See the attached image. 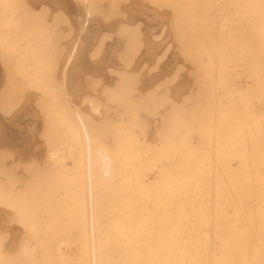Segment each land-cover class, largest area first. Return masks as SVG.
<instances>
[{"label": "rangeland", "instance_id": "374dc122", "mask_svg": "<svg viewBox=\"0 0 264 264\" xmlns=\"http://www.w3.org/2000/svg\"><path fill=\"white\" fill-rule=\"evenodd\" d=\"M8 1L9 0L0 1V3L2 2L1 4L3 5L2 6L0 4L1 5L0 6V78H1L0 79V109H1L0 110V149H1L0 150V157H1L0 158V162H1L0 163V187H1L0 188V201L2 202V205H1V202H0V205L2 207L5 204L4 206H6V209L9 208L7 210L9 215L6 213L7 211L5 212V215H4V212H2L3 214L1 213L0 215V220L2 224V225L0 224V226L2 227L0 228L2 229V231L4 229L8 231L7 235H6V232L4 233L5 230L3 232L0 231V239H1L0 242H3L4 238H6L4 240V246H2L3 248H5L9 242V239H11V235L13 233H15L17 236L22 237L25 234H27V231L25 230L26 228L27 230H29L28 232L31 235L33 234L32 231H38V233L48 232L49 233L48 237L45 236L44 235L45 233H44L42 240H46L45 241L47 242L45 244L46 246H48L49 244L51 245L52 243L51 246L53 248H50V246L48 247V249H51V250L55 249L56 246L58 247L59 245L62 244V243L60 244L59 242L63 241V244H64L65 240L67 241L72 240L74 241L72 242L73 244L75 243L77 239L76 243H78L79 246H75L74 244L73 245L79 248H74V246L71 245L73 248L71 249L70 248L71 246L69 245L70 247L68 248H70L73 251L75 249L76 251L74 253L71 252L72 253L71 254L70 253L71 250L67 248L69 250L68 251L69 253L67 251H65V253L68 254V256L64 253L65 255L63 256V258L62 259L59 258L62 261L61 262L59 261V262L61 264H82V258L79 253L80 252L79 249L83 247L81 245H84V243L86 242L85 241V239L87 238L86 234H88L87 232L84 233V231L88 229V228L86 229L84 228L86 227L85 226L86 222L84 219L87 218L88 213L86 211L87 210L85 206L86 204L85 205L83 204L85 203V201H87L86 199H84L86 198L85 197L86 195L84 196V193L86 191L84 192L83 190L85 188L84 185H86L85 181H86V176H87L85 170L88 169L87 162H90V160L88 161V159L91 157L90 158L91 159L90 168L93 169L94 176L95 175L97 176L96 170L101 169L103 167L101 166L102 157H99V156L104 155L103 153L110 156V158L108 156V161L109 159L111 160L109 161V163L111 164L110 168L112 167L113 168H119V167L131 168L130 165L135 167L134 164H138L139 162L144 164V167H151V166L145 165L147 161H148L147 164H149L155 161L157 162L160 160L161 161L167 160L168 158L164 159L165 157L161 155V153L162 152H164V154L166 153L169 154V153H174V152L179 153V150L181 149L180 146L182 145L179 146L175 143L176 145L174 146V143H171V145L168 143L164 147L166 149L165 151V149L161 147L162 145L161 146L159 145L160 143L158 142L160 141L157 140L156 142H154L151 139L152 137H151L150 131L157 128V126L159 125V127H161V130H162V133H160L161 136L165 138H167L168 136L169 137L180 136L181 135L180 133H182V130L184 128L183 125L186 124L185 121L187 122V117H185L183 114L185 109L181 108L183 107L182 104H184L185 106L188 107V109L186 108L189 112L187 114L190 115V116L188 115L189 116L188 120L190 119L192 121H196L198 119L197 118L198 115H203V116H206L209 122L212 124V121L215 119L213 118L214 112H215V117L217 115L216 118H219L220 112L218 111L224 110V113L228 112L227 114L229 116L227 114L226 115L224 114L225 116H227V118L229 117L228 122H225L224 119H222L221 120L222 124L219 130L218 128L216 130L215 128H213L212 130H214L213 131L214 134L211 131V133L213 134V135H210L211 139H212V136H216L217 131H218V134H220L219 135L220 138L218 137L220 141L215 140L217 142L215 141L213 142L217 144V145L214 144L213 150L210 147L208 148L207 151L208 153H210L211 151V157H208L206 159L215 160L214 154L217 153L216 147H218L219 146L218 143L221 144V142L224 141V140L222 141V139L225 138L224 136L225 132H224L223 126L227 123H230V121L238 123L239 121L242 120L243 113L246 111L245 106H247L245 105V103H248V100L245 95V90H243L242 88L244 87L245 89L246 87L245 82L243 81L244 80L243 75L240 74L234 77V76H231L232 74L230 75L228 70H225L226 52L225 51L219 52L215 50V52L219 53V54L217 53H214V54L215 55L217 54V60L218 58H220V60H218L217 62L220 66H218V64L216 63V59H215L216 57L213 59L214 57L213 53H210L209 55V52L212 51L211 49H213L212 45L214 43H218V41H221L222 43L224 42V47L228 46V43H230V46H231V43L234 40H235L234 44H239V42L241 41V28H239L234 23L230 25V21L227 20L228 18L226 16V13L225 15H223L224 14L223 12H218V13L217 11L210 12L211 10L195 11L196 10L195 8H194L195 10L193 11L192 9H189L188 6L190 5V3H192V0H132V1L131 0L130 1L129 0H79L81 3L78 0H58V1L57 0H40L36 4L35 8L31 7L32 9H29V6L31 5L29 6L26 5V2H27L26 0H21V1L12 0L13 2L10 0L11 3L9 1L7 5ZM84 1H86L85 5L82 4ZM75 6L76 8H74ZM84 6H87V8ZM54 9H58V11L56 10L54 12ZM32 10L36 11L37 13ZM75 10L79 11L78 19L76 20L78 25L74 23V19H73V16L75 15V12H76ZM108 13L110 16H108ZM219 13H222V14H219ZM111 14H114V15H111ZM125 14L127 15L125 16ZM40 15H43V16H40ZM199 15L203 17H200ZM87 16L88 17L90 16L91 23L95 22L97 26L99 25L98 26L99 28L98 37L95 39L93 43L91 44L86 43L87 36L90 32L89 31L90 29L88 28L85 29L82 35L83 39L80 42L81 47L86 48L84 56L81 55L79 50L76 51L75 53L76 56L72 59L71 64H70L71 66L69 68L70 72H72L73 70H76L75 71L76 79H74L75 77H72V76L71 78L67 77V80H66L67 83L65 81V86H64L59 76H60L61 64L67 58L69 48H70L69 46H66V45L71 44L70 42H72L76 33L80 31V26H81L80 24L83 23V21L85 20ZM128 18L129 19L131 18V19L128 20ZM34 19L37 22H35ZM126 20L128 23L126 22ZM134 23H136L135 24L136 26L134 25ZM228 23L230 26H227ZM133 27H135V29ZM229 29L230 31H228ZM131 31L134 34H131L130 33ZM106 34H108L109 36ZM34 35L35 36L37 35V36L35 37ZM102 35L103 37H106V38L102 37L103 39H106V40L104 41L101 40L102 38L100 37ZM157 37H158V40L156 39ZM230 37L232 41H229ZM127 43L128 45H125ZM151 43L154 44L155 46L157 44V47H158V48L156 47V51L152 54V56L146 55V52H145V50L147 49V45H150ZM125 48L127 49L125 50ZM112 49H114L115 52ZM107 50H112L113 52L112 58L114 59L112 60L115 61V65L113 64L114 62H112L110 66L114 68L115 70L110 67L111 70L109 68H105L106 70L104 69L101 72H92L90 69H92L96 65L99 66L103 64L102 61L104 57L108 54ZM129 50L130 52L128 53ZM82 61L83 63L86 62L87 64L86 68H84L83 70H81V67H79L80 64H83ZM143 61L145 62L142 63ZM125 62L126 63L128 62L127 63L128 65H126ZM221 63L223 64V66ZM135 64H137V66ZM136 67L137 69H134ZM219 67H220V70H219ZM153 69L154 71H152ZM113 70L115 71V74ZM117 72L119 74H117ZM150 72L151 74H149ZM96 73L98 75H96ZM89 74H91L93 78L91 76L85 77ZM137 74L139 75L136 76ZM97 76H100V77L97 78ZM162 76H165V77H163L162 79ZM172 76H175V78L174 77L172 78ZM130 77H131V80H130ZM133 77H135L136 79ZM186 77H188V79H186ZM71 79H72V82H71ZM152 79H153V82H152ZM156 79L157 80L160 79V80L157 81ZM73 81L75 82L73 83ZM214 81L216 83H213ZM154 82H156L157 85ZM178 82L180 83L186 82V84L184 83V85L186 86V90L188 89L187 93L183 95L185 96L184 99L180 101V102L182 101L184 102L182 104L179 103V101H177L178 97H176L174 93L175 88H176L175 86L178 85ZM198 82H202V83L205 82V83L202 85L201 84L196 85ZM116 83L120 84V86L117 85ZM148 83L150 85L151 83H154L155 85L153 86V88H152L153 84L150 87H148L149 85ZM163 83L165 84L163 85ZM206 83H210V84H206ZM222 83L224 84L222 85ZM239 83H241L239 87L241 85L243 86H241L239 90H237L239 92H236L235 84H237L236 85L237 87ZM214 84H219L223 87L221 88V86L219 87V85L214 86ZM139 85L141 87H139ZM110 86H113V87H110ZM157 86L161 88H158ZM188 86L189 88H187ZM213 86L214 88L215 87L217 88V89L215 88L216 96H214L215 94L213 92L214 91ZM156 87H157V90H156ZM199 87L201 88L199 89ZM225 87H226L225 89L226 91L224 92L223 90ZM114 88H117L118 90ZM231 88L232 89L234 88L235 91L233 92ZM241 88L243 91L241 90ZM80 89L83 91H80ZM112 89L114 90L112 91ZM108 90L110 91L108 92ZM150 90L151 91L153 90L154 93L153 92L151 93ZM220 90L223 92H221ZM231 90L233 93H231ZM171 92L174 93L176 99L174 98L173 93ZM223 93H226V95ZM236 93L238 95H236ZM197 94H198V97H197ZM222 94L224 97H221ZM111 95L112 97L110 99ZM218 95H219L218 97L219 100L217 98V100L215 101V103L216 102L217 103L215 104L214 100L216 99L215 97H217ZM72 98L74 100H72ZM84 98L88 100L86 101ZM232 98L234 100H232ZM194 100L196 102H194ZM68 101H73L75 105L73 103L70 104L71 102H68ZM221 102L222 104H220ZM233 103H236L235 104L236 106ZM99 104H101V107ZM71 105H73V109L77 110L76 111L77 114L75 110L71 108L72 107ZM92 105H93V108H92ZM214 105L216 106L214 107ZM222 107L224 108L222 109ZM231 107L234 112L236 111L235 113L232 110H230ZM214 108H215V111H214ZM228 108L230 109L228 110ZM95 109L97 112H94ZM201 110H202V113H201ZM2 111H3V114H2ZM72 111H73V114L71 113ZM86 112H87V115L85 114ZM88 114L92 119L90 117H89L90 119L88 117L85 118V116H88ZM180 114L181 116H179ZM221 114H223V112ZM71 115H74V116H71ZM77 115H81L80 117L83 119V121H85L84 124L86 126V130L88 131V135L90 136L89 140L92 139L91 141L88 140L89 141L88 143L91 144V146H89L90 152H87L89 151L87 150V147H86L88 143H87V140L84 139L85 136L83 135V132L80 129L81 127L79 125H78L79 127L78 126L75 127L76 126L75 124H79V120L78 118H76L78 117ZM92 115L94 116L92 117ZM155 115L157 116L155 117L156 120L153 119L154 118L153 116ZM224 115H221L219 119H221L222 117L224 118L225 117ZM235 115L236 116L238 115V116L236 117ZM183 117L186 120H184ZM227 118L225 117V120H227ZM86 119L90 121L88 122ZM98 120L103 121L104 122V123L102 122L103 124L106 123L105 125H108L110 123L108 126H104V125H103L104 127L102 126L103 129H105V127L106 129H108L107 127H109L110 130L108 129L106 130V132H104L105 130L100 128L102 124L100 125V121ZM74 121H75V124L73 125ZM87 126L89 127V129ZM142 126L144 127L142 128ZM91 127H94V129ZM171 128L172 130H170ZM178 128H180V130ZM107 132L108 134L105 135L104 133H107ZM8 133H9V136L7 137ZM34 134H35V137H34ZM131 134L135 137H133ZM19 137L21 138L23 137L22 138L24 142L23 145L24 144L27 145L29 147L28 149L22 148V145L18 140ZM149 138L151 139L150 141L147 140ZM214 138L217 139V137H213V140ZM34 139L35 141H33ZM116 139L118 140L116 141ZM25 140H27V142H25ZM32 141L34 142V144H32L33 143ZM206 144H208V146H211L212 142L211 141L206 142ZM30 146H31V149H30ZM92 146L94 149H92ZM131 146L134 148V150ZM156 146H158L159 148L158 147L157 149L154 148ZM177 146L179 147V150ZM221 146H223V144H221ZM57 147L59 149H57ZM149 147L154 148L152 149L154 151L148 150ZM238 148L239 147L236 148L237 149L236 150L237 152L235 153L236 155L238 151L240 152L242 150L240 149L242 147L239 148L240 150ZM72 149L73 151H71ZM27 150L28 152H31V153H27L26 152ZM197 150H193V151H196L195 154L196 153L198 154L201 151L199 150L198 152ZM222 150L224 151L223 147H222ZM34 151L36 152V154ZM64 151L65 153L68 151L66 153L67 155L64 153ZM212 151H215L216 153L215 152L212 153ZM221 151L220 153H222ZM225 151H227L226 147H225ZM22 152L24 154L26 153V158L25 156H23V154L21 155ZM69 152H70V155H68ZM150 152L153 153L152 157H150L151 156ZM158 152H160V154ZM180 152L181 154L182 152L183 154L187 153L186 151H183V149L182 151L180 150ZM88 153H90L91 155L87 159V157L89 156ZM146 154L148 155V157H146L147 156ZM156 154L158 155L156 156ZM52 155L54 156L52 157ZM239 156L241 157V152L240 154H238L237 158L239 160L242 159ZM34 157L35 159H32ZM160 157L163 160L160 159ZM46 158H48V160ZM154 158H156L157 160H154ZM26 159L28 161H26ZM4 160H6V162ZM44 161L47 163L45 164ZM123 162L127 164V166L124 165ZM114 164L116 165L114 166ZM10 166H11V169H9ZM1 169L2 170L4 169V170L2 171ZM19 171H22V172H19ZM13 176L14 178H12ZM40 176L42 178H40ZM15 177L17 178L15 179ZM24 179L27 182H25ZM17 203H18V206H17ZM20 208L21 210H19ZM29 211L32 214L29 213ZM2 216H4L3 218L5 219H3ZM22 220L25 224L27 223L26 225L29 228L26 227V225L24 224H23L24 226L22 225ZM20 222H21V226L25 228L22 229V227L18 226L17 227L18 230H17L16 225H19ZM13 229H14V232H13ZM22 230L25 231V232L23 231L24 235H23ZM15 231L18 233H16ZM70 231L71 233L74 232L72 233L73 236L75 234L74 237L72 235H69ZM65 232H69V234H64ZM9 233H11V235ZM20 233H22V236ZM38 233L35 232L33 235L37 237ZM58 233H60V235L56 236ZM50 234L51 236L55 234L54 237L52 236L53 239L51 238ZM76 234L78 236L80 235L81 237L79 238L78 236H76ZM65 235L66 237H64ZM68 235L71 236L70 237L71 240L68 238L69 237ZM83 235H84V239H83ZM34 236H32V239H34ZM45 237L47 238L45 239ZM41 238L39 239L40 240L39 243H41L42 241ZM57 238H59V240ZM29 239H30L29 240L30 243L32 241L33 242L35 241V239L34 240H32L31 238ZM37 239L36 241H38ZM36 241L34 242V244L37 243ZM53 241H55L56 243ZM48 242L50 243L48 244ZM42 243L44 244V241H42ZM53 243L55 244L53 245ZM43 244H39V245L42 246ZM66 244H69V242H67ZM66 244L62 246H65ZM46 246H44L45 247L43 248L44 250L47 249ZM6 249L8 250L7 247L4 250L2 249L1 250L5 251ZM31 249H35V248H31ZM37 249L41 251L42 248L41 249L37 248ZM1 252H0V255H1L0 258L1 257L5 258V255L8 254L6 253L7 251L4 252L5 254ZM71 256H74L75 259L74 257H71ZM6 260H10L7 262L9 263L13 262V264H15L13 259L7 258Z\"/></svg>", "mask_w": 264, "mask_h": 264}, {"label": "bare ground", "instance_id": "6f19581e", "mask_svg": "<svg viewBox=\"0 0 264 264\" xmlns=\"http://www.w3.org/2000/svg\"><path fill=\"white\" fill-rule=\"evenodd\" d=\"M9 1L7 2V5L9 3ZM11 1H10V3H11ZM26 1L25 2H26L27 6L31 5V6H29V9H32L31 7L35 8L36 4L40 0H26ZM85 2L86 1H84L82 4L85 5ZM88 6H90V5H88ZM84 7L87 8V6H84ZM137 7H139V6H137ZM188 7H189V9H192L193 11L196 9L195 11L211 10L210 12H212V11L213 12L217 11V13L223 12L224 13L223 15H225V13H226V16L228 18L227 20L230 21V25H232L234 23L239 28H241V41L240 42L238 41L239 44H234V41H235L234 40L231 43V46H230V43H228V46L224 47V42L222 43L221 41L217 40L218 43H214L212 45L213 49H211L212 51L209 52V55H210V53H213V56H214L213 59L216 57L215 59H216V63H217L218 60H220V58H218V60H217V54H219V53L215 52V50L219 51V52L225 51L226 52L225 70H228L230 75L232 74L231 76H234V77L238 76L240 74L243 75V77H244L243 81L245 82L246 87H245V89H244V87H242V88H243V90H245V95H246L247 100H248V103H245V105H247V106H245L246 111L245 112L243 111L244 113L242 116V120L240 118L241 121H239L238 123L230 121V123H227L223 126L224 132H225V135H224L225 138L222 139V141L223 140L224 141L221 142V144H223V146H221V144L218 143L219 146L216 147L217 153L215 151H212V153H214V152L216 153V154H214L215 160H211V159L207 160L206 158L211 157V151H210V153H208V151H207L208 148L210 147L213 150V147L215 144L213 142L215 140L220 141L219 140L220 134H218V131H217L216 136H212V139H211L210 135L214 134L213 133L214 130H212V129L215 128V130H216L218 128V130H219V128L222 124V121H221L222 119H224L225 122H228L229 117L227 118V116H225L228 112L224 113V110L218 111V112H220L219 118L221 115H224V114H225L224 116L227 118V120H225V117L224 118L222 117L221 119H219V118H216L217 115L215 117V112H214L215 108H214V111H213L214 117L213 116H211V117L215 118L216 120L214 119L215 121L213 120L214 122L212 121V124L209 122L207 117L203 116V115H198V117H197L198 119L196 121H192L190 119L188 120V117L190 116L189 114H187V113H189L187 110L188 107L185 106L184 104H182V103H184L183 101L180 102L185 97L183 95H185L187 93L188 89L186 90V86L184 85V83L186 84L187 81L182 82V83L178 82V85L175 86L176 87L175 92L174 91L173 92L175 93L176 97H178L177 101H179V103H181L183 105V107H181V108L185 109L183 114L185 117H187V122L185 121L186 124L184 123L185 125H183L184 128L182 130V133H180L181 135L177 136V137L176 136H171V137L168 136L167 138H165V137L160 135V133H162V130H161V127H159V125L157 126V128L150 131V133H151V137H152L151 139L154 142H156L157 140L160 141L158 143H160L159 144L160 146L162 145L161 146L162 148H164L166 146V144H168V143L170 145H171V143H174V146L176 144L179 146L182 145V146H180L181 147L180 150L182 151V149H183V151H186L187 153L183 154V152H182V154H181L179 147L177 146L179 153H175V152L169 153V154H167V153L164 154V152H162L163 154L161 153V155H163L165 157L164 159L168 158L165 161L160 160L157 162L155 161L153 163L147 164V162H148L147 161L148 159H147L146 160L147 162L145 165L151 166V167H144V164H142L138 161L139 162L138 164H134L135 167L130 165L131 168H124V167L122 168V167H119L120 165L118 166L119 168H113L112 166H111L112 168H110L111 164L109 163V161H111V160L109 159V161H108L109 155H106L105 153H103L104 155L99 156V157H102L101 166H103V167L101 169L96 170L97 176L93 175V169L90 168V166H91L90 155L91 154L88 153L89 156L87 157V159L90 157L88 159V161L90 160V162H87L88 163V166H87L88 169L85 170L86 174H87L86 181H85L86 185H84L85 188L83 190L84 192L86 191L85 192L86 194L84 193V196L86 195L85 196L86 198H84V199H86L87 201L84 200L85 203H83V204L84 205L86 204L85 205L86 209H87L86 211H87L89 216L87 215V218L84 219L86 222L85 223L86 227H84V228L85 229L88 228V229H86V231H84V233L85 232L88 233V234H86L87 235V238L85 239L86 242L85 243L82 242V243H84V245H81L83 247L81 249H79L80 250L79 253H80L81 258H82V264H264V0H192V3H190V5ZM52 8H53V6H52ZM74 8H76V6ZM34 10H36V9H34ZM34 10H32V11H34ZM56 10L58 11V9H54V12ZM75 11L76 12H75V15L73 16V19H74V23L77 24L76 20L78 19L79 11L78 10H75ZM111 11H112V9H111ZM34 12H36V11H34ZM109 13H108V16H110ZM200 14H202V13H200ZM219 14H222V13H219ZM52 15H54V14H52ZM111 15H114V14H111ZM126 15L127 14H125V16ZM40 16H43V15H40ZM199 16L203 17L201 15H199ZM130 19L128 18V20H130ZM104 20H105V18H104ZM135 21H136V19H135ZM35 22H37V21L35 20ZM126 22H127V20H126ZM135 24L136 23H134V25ZM80 25H81L80 31H78L76 33L72 42H70L71 46L66 45V46L70 47L69 52H68V56L61 64L59 78L63 82L64 86H65V81L67 80V77L71 78V76H72V77H75L74 79H76V74H75L76 70H73L72 72H70L69 68L71 66L70 64H71L72 59L76 56V54H75L76 51L79 50L81 55L84 56L86 48L81 47L80 42L83 39L82 35H83L85 29L86 28L90 29L89 30L90 32L87 36V40H86L87 42L86 43L91 44L98 37V33H99L98 26L99 25L97 26L95 22L91 23L90 22V16L89 17L87 16L85 18V20L83 21V23ZM134 25H132V26H134ZM172 25H173V23H172ZM230 25L228 23L227 26H230ZM100 27H102V26H100ZM110 27H112V26H110ZM133 28L135 29V27H133ZM133 28H132V30H133ZM228 31H230V29ZM130 33L134 34V33H132V31ZM103 35L100 38H102ZM106 35H108V34H106ZM234 35H236V34H234ZM103 38H106V37H103ZM103 38L101 40H103V41L106 40ZM130 38H131V36H130ZM234 38H236V37H234ZM127 39H128V37H127ZM156 39L158 40V37ZM103 41H102V43H103ZM226 41H227V39H226ZM229 41H232L231 37H230ZM39 42H40V40H39ZM65 42H66V40H65ZM113 44H114V42H113ZM168 44H170V43H168ZM125 45H128V43ZM156 47H157V44H156V46L152 43L150 45H147L148 50L147 49H146L147 51L145 50L146 55L152 56V54L156 51ZM214 47H215V49H214ZM229 48H230V50H229ZM114 49H112V50H114ZM126 49L127 48H125V50ZM112 50H107L108 54L104 57V59L102 61L103 64H101L99 66L96 65L95 67H93L90 70L92 72H101L105 68L110 69V67H111L110 65L112 64V62H114L113 64L115 65V61L112 60V59H114V58H112V54H113ZM114 52H115V50H114ZM129 52H130V50L128 51V53ZM214 53H217V54L215 55ZM160 58H162V57H160ZM145 61H143L142 63H144ZM82 63H83V61H82ZM127 63H126V65H128ZM123 64H124V62H123ZM86 65L87 64L85 62L83 64H80L79 67H81V70H83L84 68H86ZM135 65L137 66V64H135ZM218 66H220V65L218 64ZM222 66H223V64H222ZM168 68H169V66H168ZM112 69H114V68H112ZM134 69H137V67ZM219 70H220V67H219ZM131 71H132V69H131ZM152 71H154V69ZM231 71H232V73H231ZM93 74H95V73H93ZM114 74H115V71H114ZM117 74H119V73L117 72ZM125 74H126V72H125ZM149 74H151V72ZM96 75H98V74L96 73ZM124 75H123V77H124ZM138 75L139 74H137L136 76H138ZM88 76L90 77L91 74H89L85 77H88ZM100 76H97V78ZM91 77L93 78V76H91ZM105 77H107V76H105ZM128 77H129V75H128ZM163 77H165V76H162V79H163ZM173 77L175 78V76H172V78ZM133 78H135V77H133ZM160 79H158V80H160ZM176 79H175V81H176ZM186 79H188V77H186ZM231 79H232V77H231ZM130 80H131V77H130ZM132 81H134V80H132ZM68 82H69V80H68ZM71 82H72V79H71ZM74 82L75 81H73V83ZM152 82H153V79H152ZM207 82H208V80H207ZM66 83H67V81H66ZM154 83H156V82H154ZM154 83H151V85L153 84L152 88L155 85ZM188 83H187V85H188ZM204 83L205 82H203V83L198 82L196 85H198V84L202 85ZM213 83H216V82L214 81ZM105 84H107V83H105ZM164 84L165 83H163V85ZM206 84H210V83H206ZM219 84H214V86H216V85L218 86ZM223 84L224 83H222V85ZM240 84L241 83H239L237 86L238 89L236 87L237 84H235L236 92H239L237 90H239V88L241 86H243V85H241L239 87ZM117 85L120 86V84H117ZM151 85L149 84L148 87H150ZM156 85H157V83H156ZM2 86H4V85H2ZM2 86H1V88H2ZM103 86H104V84H103ZM114 86H115V84H114ZM214 86H213V90H214L213 92L215 94L214 96H216L215 92H216L217 88L215 87L216 88L215 89ZM220 86L221 85H219V87ZM110 87H113V86H110ZM139 87H141V86L139 85ZM157 87L161 88L159 86H157ZM157 87H156V90H157ZM222 87L223 86H221V88ZM187 88H189V86ZM200 88L201 87H199V89ZM242 88H241V90H242ZM114 89H117V88H114ZM114 89H112V91ZM148 89H150V88H148ZM225 89H226V87L223 90L224 92L226 91ZM232 90H233V92L235 91L234 88ZM232 90H231V93H233ZM1 91H2V89H1ZM80 91H83V90L80 89ZM109 91L110 90H108V92ZM223 91H221V92H223ZM152 92H153V90L151 91V93ZM173 92H171V93H173ZM198 92H200V91H198ZM36 93H38V92H36ZM39 93H40V91H39ZM174 93H173V96L176 99ZM223 94L226 95V93H223ZM223 94L221 97H224ZM236 95H238V94L236 93ZM93 96H94V94H93ZM212 96H213V94H212ZM227 96H229V95H227ZM111 97H112V95L110 96V99H111ZM114 97H115V95H114ZM152 97H153V95H152ZM190 97H191V95H190ZM197 97H198V94H197ZM218 97H219V95L217 97H215L216 99L214 100V103ZM246 97H245V99H246ZM84 99L86 101L88 100L86 98H84ZM146 99H148V98H146ZM72 100H74V99L72 98ZM114 100H115V98H114ZM160 100H162V99H160ZM218 100H219V98H218ZM232 100H234V99L232 98ZM68 102H71L70 104L73 103V101H68ZM194 102H196V101L194 100ZM197 102H198V100H197ZM212 102H213V100H212ZM242 103H243V101H242ZM73 104L75 105V103H73ZM220 104H222V102ZM229 104H231V103H229ZM233 104L235 105L236 103H233ZM83 105H84V103H83ZM99 105L101 107V104H99ZM182 105H180V106H182ZM227 105H228V103H227ZM239 105H240V103H239ZM18 106H19V104H18ZM71 106L70 107L73 109V105H71ZM215 106L216 105H214V107ZM153 107H154V105H153ZM92 108H93V105H92ZM196 108H198V107H196ZM223 108L224 107H222V109ZM72 109H70V110H72ZM158 109H159V107H158ZM226 109H227V107H226ZM229 109L230 108H228V110ZM73 110H75V112L77 111L76 109H73ZM230 110L233 111L232 107ZM195 111H197V110H195ZM94 112H97L96 109ZM222 112H223V114H221ZM71 113L73 114V111ZM175 113H176V111H175ZM201 113H202V110H201ZM2 114H3V111H2ZM76 114H77V112H76ZM85 114L87 115V112ZM229 114H230V112H229ZM94 115H92V117ZM156 115L153 116L154 120H156L155 119V117H157ZM71 116H74V115H71ZM77 116L78 117H76V118H78L79 124H75V121H74V123L73 122L72 123H73V125L74 124L76 125L75 127H77L78 125L81 127L80 129L82 130L83 135L85 136L84 139H86L87 143H88L92 139L89 140L90 136L88 135V131L86 130V126L84 124L85 121H83V119L80 117L81 115H77ZM179 116H181V114ZM82 117H84V116H82ZM86 117L89 118L90 117L89 114H88V116H85V118ZM99 117H101V116H99ZM184 120H186V119L184 118ZM98 121H100V125L102 124L101 127L99 125L100 128H102L103 125L108 126L110 124V123L108 125H105L106 123L103 124L104 119H103V121H101V120H98ZM235 121H237V120H235ZM95 124H96V122H95ZM181 124H182V122H181ZM155 126H156V124H155ZM143 127L144 126H142V128ZM91 128L94 129V127H91ZM107 128L109 129V127H107ZM88 129H89V127H88ZM93 129H92V131H93ZM108 129H106V127H105V129H103V130H105L104 132H106V130H108ZM163 129H164V127H163ZM178 129L180 130V128H178ZM98 130H100V129H98ZM121 130H122V128H121ZM170 130H172V128ZM13 131H14V129H13ZM16 131H17V129H16ZM211 131L213 134L211 133ZM169 132H171V131H169ZM104 134L107 135L108 132L104 133ZM145 134H146V132H145ZM8 136H9V133H8L7 137ZM34 137H35V134H34ZM80 137H81V135H80ZM133 137H135V136H133ZM213 137H217V139L214 138V140H213ZM22 138L21 137L18 138L19 142L22 145V148L28 149L29 147L27 145H25V144L23 145L24 142H23ZM151 139L149 138L147 140L150 141ZM117 140L118 139H116V141ZM33 141H35V139ZM210 141L212 142V145L208 146V144H206V142H210ZM25 142H27V140H25ZM215 142H217V141H215ZM32 144H34V142ZM89 144L90 143H88L86 146L87 150L90 149L89 146H91V144L90 145ZM131 145H133V144H131ZM155 145H157V144H155ZM215 145H217V144H215ZM93 146H92V149H94ZM142 146H143V144H142ZM147 146H146V148H147ZM158 146H156L154 148L157 149ZM71 147H72V145H71ZM177 147H176V149H177ZM222 147H223L224 151L222 150ZM225 147L227 148V151H225ZM237 147H239V148L242 147V148H240V149H242L240 151L241 157L239 156L242 159H240V160L237 158L238 154H240V152L238 151L237 155L235 154L237 152L236 151ZM95 148H97V147H95ZM154 148L149 147L148 150L154 151V150H152ZM4 149H5V147H4ZM19 149H21V148H19ZM30 149H31V146H30ZM57 149H59V148L57 147ZM68 149H70V148H68ZM197 149H199L201 151H200V153L195 154L196 151H193V150H197ZM219 149H220V151L222 150L221 151L222 153H220ZM64 150H65V148H64ZM133 150H134V148H133ZM199 150H197V151L199 152ZM214 150H215V148H214ZM71 151H73V149ZM110 151H111V149H110ZM165 151H166V149H165ZM167 151H168V149H167ZM26 152L31 153V152H28V150ZM58 152H59V150H58ZM70 152L68 155H70ZM87 152H90V150ZM64 153H65V151H64ZM95 153H96V151H95ZM142 153H144V152H142ZM158 153L160 154V152H158ZM22 154L26 158V153L24 154L22 152L21 155ZM35 154H36V152H35ZM150 154H151L150 157H152L153 153L150 152ZM148 155H149V153H148ZM148 155L146 157H148ZM157 155L158 154H156V156ZM45 156H47V155H45ZM53 156L54 155H52V157ZM132 156H133V154H132ZM22 158H24V157H22ZM109 158H110V156H109ZM120 158H122V157H120ZM32 159H35V157ZM46 159L48 160V158H46ZM139 159H140V157H139ZM160 159H162V158L160 157ZM44 160H45V158H44ZM149 160H150V158H149ZM154 160H157V159L154 158ZM158 160H159V158H158ZM4 161L6 162V160H4ZM22 161H24V160H22ZM26 161H28V160L26 159ZM69 161H70V159H69ZM151 161H152V159H151ZM46 163L47 162H45V164ZM123 164L127 166V164H125L124 162H123ZM115 165L116 164H114V166ZM1 168H2V166H1ZM9 169H11V166ZM15 170H16V168H15ZM28 170H29V168H28ZM19 172H22V171H19ZM28 174H30V173H28ZM62 174H64V173H62ZM12 178H14V176ZM16 178L17 177H15V179ZM40 178H42V177L40 176ZM24 181H25V179H24ZM25 182H27V181H25ZM29 182H31V181H29ZM56 188H58V187H56ZM5 190H6V188H5ZM1 205H2V202H1ZM1 205H0V215L2 212H4V215H5V212L9 208L6 209V206H4L5 204L2 207H1ZM17 206H18V203H17ZM19 210H21V208ZM6 213L8 214V211ZM29 213H31V212L29 211ZM3 217L4 216H2V218ZM10 217H11V215H10ZM3 219H5V218H3ZM6 219H8V218H6ZM86 219H87V221H86ZM0 224H1V220H0ZM23 224L26 225L27 223L25 224L22 220V225ZM18 226L22 227L21 222L19 225H16V228ZM4 227H3V229H4ZM26 227H28V226L26 225ZM1 228H0V231H2ZM24 228L22 227V229H24ZM4 230H3L4 233L6 232V235H7L8 231L6 229H4ZM17 230H18V228H17ZM25 230L27 231V234H25V235H24L25 231L22 230V232L24 231L23 232L24 236H22V233H20L23 238L20 236H17L15 233H13L12 235H11V233H9L11 235V239H9V242L6 246L8 248V250L6 249L5 251H2L6 248V247L5 248L2 247V246H4V240L6 238H4L3 242H0V244H1L0 248L2 249V250L0 249V252L2 251L1 253H4L7 251L6 253H8L7 255H5V258H2V257H1L2 259L0 258V264H13V262H10V263L7 262V261H10V260H6L7 258L13 259L15 264H61L60 262L62 260H60L59 258H61V259L63 258V256L66 254L65 251L68 252L69 251L68 249H70V248L73 249L71 246L73 244L75 246H79L78 243H76V241H77L76 238H75L76 239L75 243L77 245L75 243L72 244V242H74V241L71 240V238H70L71 236H69V235L73 236L72 233H74V232L71 233V231H70V234H69V232L64 233V234H69L68 238L71 240V241L65 240V241L69 242V244H66L67 242L64 241V244H66L68 246H66V245L62 246V245H64L63 241H62V242H59L60 244L62 243L61 245L58 244L59 246L57 247L56 246L57 244H56L55 245L56 248L51 250V249H48V247L50 246V248H53L51 246L52 243L50 245L49 244L50 242H48L49 245L46 246L45 245L47 243V242H45L46 240H42L44 235L48 237V235H49L48 232L47 233L44 232L45 233L44 234L43 232L38 233V231H32L33 234L35 232L38 233L37 237H35L33 234L31 235L28 232L29 230H27V228ZM19 231H20V229H19ZM13 232H14V229H13ZM16 233H18V232H16ZM81 233H82V231H81ZM81 233H79V234H81ZM28 234H30V235H28ZM39 234L42 238L39 236ZM54 235H52V236L54 237ZM58 235H60V233H58L56 236H58ZM27 236H28V238H27ZM32 236H34L35 241L39 236V238L37 239L38 241H36L37 243L34 244L35 241L34 242L32 241V240H34V239H32ZM50 236H51V234H50ZM52 236H51V238H52ZM74 236H75V234H74ZM76 236H78V235L76 234ZM47 237H45V239ZM61 237H63V236H61ZM64 237H66V235ZM78 237L80 238L81 236L79 235ZM29 238L32 239L31 243L29 241L30 240ZM40 238L42 241H44V244L42 243V241H41V243H39ZM68 238H66V239H68ZM54 239H56V238H54ZM57 239L59 240V238H57ZM83 239H84V235H83ZM0 241H1V239H0ZM6 241H8V240H6ZM55 241H53V242H55ZM2 243H3V245H2ZM55 243H53V245ZM36 244H38V245H36ZM39 244H43L42 245L43 247L40 246ZM32 245H33V247H32ZM44 246H46L47 249L44 250L43 249V248H45ZM75 246H74V248H79V247H75ZM68 247H70V248H68ZM31 248H35V249H31ZM37 248H40V249L42 248V249L40 251ZM37 250H39V251H37ZM75 251H76L75 249H74V251L71 250L70 253L71 252L74 253ZM66 255L68 256V254H66ZM2 256H3V254H2ZM71 257H74V256H71ZM67 259H68V257H67ZM74 259H75V257H74ZM75 262H76V260H75ZM71 263H72V261H71Z\"/></svg>", "mask_w": 264, "mask_h": 264}]
</instances>
